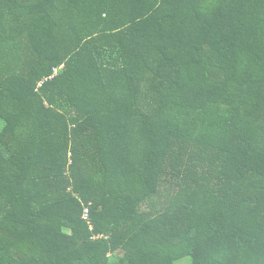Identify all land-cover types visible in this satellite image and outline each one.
<instances>
[{
	"label": "trees",
	"instance_id": "trees-1",
	"mask_svg": "<svg viewBox=\"0 0 264 264\" xmlns=\"http://www.w3.org/2000/svg\"><path fill=\"white\" fill-rule=\"evenodd\" d=\"M183 260L264 264V0H0V264Z\"/></svg>",
	"mask_w": 264,
	"mask_h": 264
},
{
	"label": "built area",
	"instance_id": "built-area-1",
	"mask_svg": "<svg viewBox=\"0 0 264 264\" xmlns=\"http://www.w3.org/2000/svg\"><path fill=\"white\" fill-rule=\"evenodd\" d=\"M83 219L86 220V221H89V212H88V208H85L84 209V212H83Z\"/></svg>",
	"mask_w": 264,
	"mask_h": 264
},
{
	"label": "rangeland",
	"instance_id": "rangeland-1",
	"mask_svg": "<svg viewBox=\"0 0 264 264\" xmlns=\"http://www.w3.org/2000/svg\"><path fill=\"white\" fill-rule=\"evenodd\" d=\"M189 260V259H188ZM190 261V260H189ZM180 264H189V262L188 261H186V260H183Z\"/></svg>",
	"mask_w": 264,
	"mask_h": 264
}]
</instances>
